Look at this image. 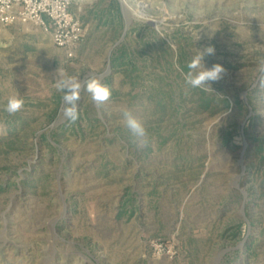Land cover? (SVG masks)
Listing matches in <instances>:
<instances>
[{
    "label": "rangeland",
    "instance_id": "obj_1",
    "mask_svg": "<svg viewBox=\"0 0 264 264\" xmlns=\"http://www.w3.org/2000/svg\"><path fill=\"white\" fill-rule=\"evenodd\" d=\"M117 1L124 31L126 18L127 32L148 26L145 44L193 56L213 46L203 63L225 72L209 93L233 107L193 113L183 73L153 61L160 54L147 44L136 47L142 86L132 88L109 62L115 43L96 29L93 2L73 1L84 36L71 59L39 27L0 26V264H264V177L245 136L264 137L255 87L264 0ZM59 68L82 85L97 76L118 95L97 108L82 87L71 123L54 87ZM13 95L25 104L9 115ZM159 99L170 103L165 115ZM125 108L147 128V149L132 142Z\"/></svg>",
    "mask_w": 264,
    "mask_h": 264
},
{
    "label": "trees",
    "instance_id": "obj_2",
    "mask_svg": "<svg viewBox=\"0 0 264 264\" xmlns=\"http://www.w3.org/2000/svg\"><path fill=\"white\" fill-rule=\"evenodd\" d=\"M100 8V16L96 23V29L104 37H107V40H111L115 43L109 62L113 68L123 73L126 81L130 83L132 88L142 86V77L136 63V60L139 59L138 55H141V52L137 51V46L142 47V49L148 46L157 49L156 51L160 55L157 54L158 59L152 60L156 61L164 59L165 62H167V66L172 67L176 64L179 65L180 71L182 70L179 72V76L188 71L187 63L193 58V55L185 46L179 47L178 52L171 49L169 44L164 40L160 42L157 41L154 44L146 43L147 46L143 43L142 32H144V29L148 26H132L124 36L125 26L119 2L117 0H102ZM133 36L135 37L133 38ZM104 83L108 85L106 82ZM108 87L111 89L113 97L118 95V92L114 91L110 85H108ZM187 101L190 102L191 111L193 113L196 115H209L210 117H214L223 111L232 109L233 107V103L229 98H222L199 89L192 90L191 97ZM169 104L170 103L164 99L156 101L157 109L161 111L163 115L167 113ZM236 104L238 105L240 102L237 101ZM54 115L55 113L53 114L51 121L54 119ZM235 134H239V126L237 124L233 125V130L223 135V141L225 144L230 145V143L233 142ZM245 136L251 141V148H249L248 154L252 152L253 157H255L254 159L257 162V173H261L264 177V137L252 136L247 130H245ZM235 148L239 147L235 146ZM240 229L241 226L236 228L235 233L232 235L233 240L239 237Z\"/></svg>",
    "mask_w": 264,
    "mask_h": 264
},
{
    "label": "clouds",
    "instance_id": "obj_3",
    "mask_svg": "<svg viewBox=\"0 0 264 264\" xmlns=\"http://www.w3.org/2000/svg\"><path fill=\"white\" fill-rule=\"evenodd\" d=\"M87 2L92 3L94 0H87ZM214 54V47L209 46L202 52L197 51V54L187 63L188 71L183 73L186 94L190 89H199L204 92L212 91L211 82L219 81L222 78L225 72L222 65L214 64L211 68H206L203 63L205 55ZM176 67L180 70L179 65H176ZM255 71V87L258 89L259 99L264 101V57L258 58ZM57 75L58 79L54 87L57 91L63 93L62 99L65 105L63 109L64 116L71 123H75L79 118L78 101L80 100V91L82 87L89 94L91 101L97 108L102 107L111 98V89L97 76H91L82 85L76 77L69 76L61 68L57 70ZM24 104V99L19 95L10 96L7 99L5 111L9 115H14L22 110ZM259 113L264 115V112ZM122 121L135 147L138 150L147 149L150 146V135L141 120H139L132 111L125 108L122 110Z\"/></svg>",
    "mask_w": 264,
    "mask_h": 264
},
{
    "label": "built area",
    "instance_id": "obj_4",
    "mask_svg": "<svg viewBox=\"0 0 264 264\" xmlns=\"http://www.w3.org/2000/svg\"><path fill=\"white\" fill-rule=\"evenodd\" d=\"M71 6L72 0H0V26L39 27L71 59L84 36L82 22Z\"/></svg>",
    "mask_w": 264,
    "mask_h": 264
},
{
    "label": "crops",
    "instance_id": "obj_5",
    "mask_svg": "<svg viewBox=\"0 0 264 264\" xmlns=\"http://www.w3.org/2000/svg\"><path fill=\"white\" fill-rule=\"evenodd\" d=\"M73 1H74V0H72V5H73ZM101 2H102V0H94V2L92 3V6H91L90 8L93 9V11H96V10L98 9L99 12H100V10H101V8H100V4H101ZM71 7H72V6H71ZM80 11H82L81 8L78 9V12H80ZM71 12L74 13V14H75L77 17H79V19L81 20L80 16H79L77 13H75V12L72 10V8H71ZM135 210H136V209H135Z\"/></svg>",
    "mask_w": 264,
    "mask_h": 264
},
{
    "label": "water",
    "instance_id": "obj_6",
    "mask_svg": "<svg viewBox=\"0 0 264 264\" xmlns=\"http://www.w3.org/2000/svg\"><path fill=\"white\" fill-rule=\"evenodd\" d=\"M120 1L122 3V6L124 8H127L126 5H125V3H124V1L123 0H120ZM130 25H131V20L126 18V30H125L124 36L126 35V32H127L128 28L130 27ZM244 152H245V149H244ZM244 196L246 197V194L245 193H244Z\"/></svg>",
    "mask_w": 264,
    "mask_h": 264
}]
</instances>
